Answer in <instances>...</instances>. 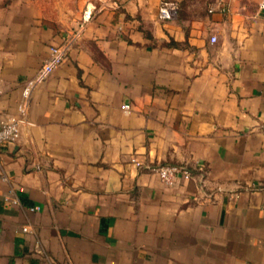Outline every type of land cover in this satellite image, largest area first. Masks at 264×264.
Listing matches in <instances>:
<instances>
[{"label":"crops","instance_id":"0c3cea01","mask_svg":"<svg viewBox=\"0 0 264 264\" xmlns=\"http://www.w3.org/2000/svg\"><path fill=\"white\" fill-rule=\"evenodd\" d=\"M162 1L0 0V264H264L262 0Z\"/></svg>","mask_w":264,"mask_h":264},{"label":"built area","instance_id":"2783aa9c","mask_svg":"<svg viewBox=\"0 0 264 264\" xmlns=\"http://www.w3.org/2000/svg\"><path fill=\"white\" fill-rule=\"evenodd\" d=\"M260 8L264 10V0L260 3ZM177 4L171 0H165L160 3L158 10V17L160 20L169 21L175 18L177 15ZM91 12L85 11L82 15V22H87L90 19ZM211 43H215L216 38H210ZM68 50V42H64L60 46H52L49 49L48 56L44 59L38 70L35 74L24 82V95L25 99L28 100L31 91L42 84L47 80V78L52 74V72L57 68L65 59L66 52ZM121 109L124 111H128L129 107L127 105L121 106ZM24 123L23 118L9 117L5 121L0 122V146L16 145L20 138V129L21 125ZM131 163L137 168L139 171L148 172L155 174L159 180L166 186H172L178 178H182L185 180L191 179L192 172L184 165L180 164H167V165H159V164H146L138 161L133 158ZM6 201H10L12 204H16V200L6 199ZM23 232H26V228L22 229Z\"/></svg>","mask_w":264,"mask_h":264}]
</instances>
